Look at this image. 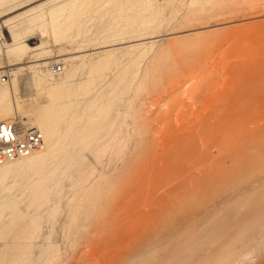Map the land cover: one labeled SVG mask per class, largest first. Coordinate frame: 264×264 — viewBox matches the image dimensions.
<instances>
[{"label": "rangeland", "instance_id": "obj_1", "mask_svg": "<svg viewBox=\"0 0 264 264\" xmlns=\"http://www.w3.org/2000/svg\"><path fill=\"white\" fill-rule=\"evenodd\" d=\"M0 36V119L60 117L0 167V264H264V0H0Z\"/></svg>", "mask_w": 264, "mask_h": 264}, {"label": "built area", "instance_id": "obj_2", "mask_svg": "<svg viewBox=\"0 0 264 264\" xmlns=\"http://www.w3.org/2000/svg\"><path fill=\"white\" fill-rule=\"evenodd\" d=\"M3 37L0 36V41ZM55 72H61L62 65H54ZM8 75L2 77L7 82ZM44 133L36 126L22 123L19 119L0 121V165L30 156L45 148Z\"/></svg>", "mask_w": 264, "mask_h": 264}, {"label": "bare ground", "instance_id": "obj_3", "mask_svg": "<svg viewBox=\"0 0 264 264\" xmlns=\"http://www.w3.org/2000/svg\"><path fill=\"white\" fill-rule=\"evenodd\" d=\"M53 67H54V65L53 66L51 65L47 70L49 72L53 73V74L58 73V72H55L54 71V68ZM8 88H10L13 91V85H12L11 80H10V82H8V81L5 82L1 86V89H0V97L6 95V91L8 90ZM57 112H58V110H56L52 114L50 111H46V112H44V114L42 115L41 118L35 119L36 120V123L35 124H37V125L40 124V126L38 125L39 127H37V125H36V127L38 129H40L44 133L45 142L47 141L46 138L49 139V138L53 137V135H54V131L56 130L55 127L57 126V122L60 120V117L56 115ZM0 116H3V113H2L1 110H0ZM31 116H34V113H32V114L29 115V117H31ZM24 117L25 118H21L19 115H16L15 114V115H12L11 117L1 118L0 121H2V120H8V119H13L14 118V119H19L24 124L31 125L32 124L31 121H29L30 124H29V122H26L25 121V120H27V116H24ZM31 126H35V125L32 124ZM46 147H47V142H46V146H45V148L43 150L34 152L30 156H26V157H23V158H20V159H16V160L9 161V162H7V163H5L3 165H0V167H3L5 165H9V164L14 163V162H19V161H22V160H25V159H28L29 160V159L37 156V155H40L39 153L43 152L46 149Z\"/></svg>", "mask_w": 264, "mask_h": 264}]
</instances>
